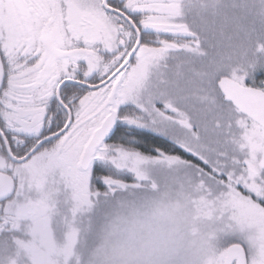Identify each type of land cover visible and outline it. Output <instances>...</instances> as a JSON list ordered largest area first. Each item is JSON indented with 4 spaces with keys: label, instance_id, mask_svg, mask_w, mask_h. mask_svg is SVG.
<instances>
[{
    "label": "snow or ice",
    "instance_id": "6c2138e0",
    "mask_svg": "<svg viewBox=\"0 0 264 264\" xmlns=\"http://www.w3.org/2000/svg\"><path fill=\"white\" fill-rule=\"evenodd\" d=\"M161 190L197 264H264V0H0V264Z\"/></svg>",
    "mask_w": 264,
    "mask_h": 264
},
{
    "label": "rangeland",
    "instance_id": "374dc122",
    "mask_svg": "<svg viewBox=\"0 0 264 264\" xmlns=\"http://www.w3.org/2000/svg\"><path fill=\"white\" fill-rule=\"evenodd\" d=\"M140 200L81 232L87 246L73 250L81 264H197L202 226L196 214L164 190Z\"/></svg>",
    "mask_w": 264,
    "mask_h": 264
},
{
    "label": "trees",
    "instance_id": "16d2710c",
    "mask_svg": "<svg viewBox=\"0 0 264 264\" xmlns=\"http://www.w3.org/2000/svg\"><path fill=\"white\" fill-rule=\"evenodd\" d=\"M137 201H142V202H144L145 200H137ZM138 204L139 205H137V206H141L142 207V205L138 202ZM129 209H130V207H129Z\"/></svg>",
    "mask_w": 264,
    "mask_h": 264
}]
</instances>
